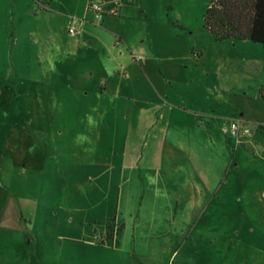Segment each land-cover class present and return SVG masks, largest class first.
<instances>
[{"label":"rangeland","instance_id":"374dc122","mask_svg":"<svg viewBox=\"0 0 264 264\" xmlns=\"http://www.w3.org/2000/svg\"><path fill=\"white\" fill-rule=\"evenodd\" d=\"M84 1L59 0L57 10L79 18ZM123 3L118 28L139 46L137 54L160 59L153 80L145 75L123 91L119 115L40 106L36 99L51 83L39 60H17L18 68L0 60V87H9L0 102H10L0 116L6 110L21 118L0 124V142L5 134L9 144L0 145V264H264V47L217 41L204 26L210 0ZM226 76L249 93L242 106L250 140L188 141L192 161L171 166L166 153L178 141L130 104L165 109L201 101V86ZM22 84L27 92H19ZM13 203L20 228L5 225Z\"/></svg>","mask_w":264,"mask_h":264},{"label":"crops","instance_id":"0c3cea01","mask_svg":"<svg viewBox=\"0 0 264 264\" xmlns=\"http://www.w3.org/2000/svg\"><path fill=\"white\" fill-rule=\"evenodd\" d=\"M95 2L101 9L100 17L90 9V4ZM58 4L59 0H38V5L32 0H0V60H14L15 68H18L17 60L30 57L39 60L40 75L51 83V86L47 85L45 97L39 94L36 99L40 106L46 103L51 107L73 104L83 108H113L119 115L124 100H127L123 91L140 77H151L155 59L160 57L147 51L137 54L139 46L118 28V22L124 24L126 20V3L120 6L118 0H85L79 18L59 13ZM65 9L68 11L69 7ZM70 27H74V34L70 33ZM259 57L264 58V52H259ZM255 61L259 64L258 59ZM214 70L217 71L212 68L210 72ZM210 72L205 70V73ZM24 86H19L20 93L27 92ZM200 89L201 101L196 98L183 100L180 107L163 109L160 105L137 100L130 104L131 111L135 115L140 112L141 120L152 122V126L162 121L167 133L165 137L178 141L176 149H168L166 153L173 167L186 168L187 162L196 155L192 150L189 152L188 141L194 145L202 140L217 144L218 140L231 137L238 143H244L243 139L250 140L251 132L239 140L230 130L236 119L249 127L247 112L242 106L250 98L248 91L236 88L234 79L227 76ZM8 90V85L0 87V99ZM256 91L260 89L256 88ZM257 92L256 99L259 98ZM262 92L264 97L263 89ZM9 106L10 102L1 101L0 111ZM6 110L0 116V124L21 121L17 115L6 117ZM101 113L99 111V117L105 118ZM3 136L0 145L9 146L5 144L6 135ZM19 146L15 145V149ZM209 154L207 151L206 155ZM153 161L159 162L156 152ZM19 208L13 203L12 212L4 213L7 227L20 228L22 213Z\"/></svg>","mask_w":264,"mask_h":264},{"label":"trees","instance_id":"16d2710c","mask_svg":"<svg viewBox=\"0 0 264 264\" xmlns=\"http://www.w3.org/2000/svg\"><path fill=\"white\" fill-rule=\"evenodd\" d=\"M204 26L217 41L249 40L264 47V0H210Z\"/></svg>","mask_w":264,"mask_h":264},{"label":"built area","instance_id":"2783aa9c","mask_svg":"<svg viewBox=\"0 0 264 264\" xmlns=\"http://www.w3.org/2000/svg\"><path fill=\"white\" fill-rule=\"evenodd\" d=\"M90 9L92 11H94L98 17H100L99 13H100L101 9H100L98 3H96V2L91 3ZM69 31L71 34H74L75 33L74 27H70ZM230 130L239 140H240V137L242 135H249L251 132L250 128L248 126L243 125L242 122L240 120H237V119L231 123Z\"/></svg>","mask_w":264,"mask_h":264}]
</instances>
